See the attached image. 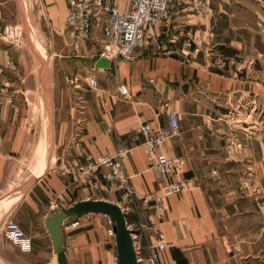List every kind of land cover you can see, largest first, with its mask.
<instances>
[{"label":"crops","instance_id":"crops-1","mask_svg":"<svg viewBox=\"0 0 264 264\" xmlns=\"http://www.w3.org/2000/svg\"><path fill=\"white\" fill-rule=\"evenodd\" d=\"M41 2L51 52L36 43L33 58L22 56V88L0 121V264H58L47 224L54 215L62 218L68 264H115L117 238L108 235L105 213L130 231L137 264L159 244L154 226L166 245L160 264H264V121L256 105L264 84L257 74L226 68L224 57L218 65L209 49L187 54L191 42L206 40L210 7L225 13L228 0H173L168 18L148 33L152 47L138 50L133 63L108 67L97 66L101 24L89 40L74 43L64 26L67 0ZM116 4L130 8L128 0ZM10 109L19 112L11 117ZM237 111L233 128L227 118ZM172 114L180 135L161 153L180 164L175 180L191 182L165 199V211L139 200L125 212L119 193L101 179L77 181L67 173L75 159L115 155L143 123L168 127ZM124 167L139 199L162 198L165 184L145 146L135 147ZM9 219L31 239L29 251L7 239Z\"/></svg>","mask_w":264,"mask_h":264},{"label":"built area","instance_id":"built-area-1","mask_svg":"<svg viewBox=\"0 0 264 264\" xmlns=\"http://www.w3.org/2000/svg\"><path fill=\"white\" fill-rule=\"evenodd\" d=\"M130 8L122 12L116 4V0H67L68 13L64 21L65 29L74 43L89 40L92 37L94 27L101 24L103 43L98 59L107 60L110 65L119 61L133 63L137 59V52L144 47L151 38L149 31L159 22L169 16L173 0H128ZM205 9L204 11H206ZM91 84H97L95 79ZM120 93H128L125 86L120 87ZM180 127L178 119L174 114L170 116V125L166 128L155 129L150 123H143L137 131L126 136L119 145L115 155H106L99 158L85 156L83 159H75L67 168L69 173L77 181H87L91 178L101 179L110 188L119 193L124 203L125 212H129L140 200L146 204H152L158 211H165V199L183 193L190 185L189 180H175L174 175L180 164L161 153L162 146L166 141L178 137ZM143 145L148 155L154 161L159 181L165 184L162 198L154 199L151 196L139 199L135 190L130 185V177L127 175L124 162L131 151ZM235 144H233L234 146ZM232 147L228 150L231 151ZM107 171L102 173L101 170ZM218 174V173H216ZM204 178L209 175L204 174ZM260 193V192H259ZM111 226L108 235L116 237L115 223L106 216ZM152 221V216H149ZM73 223L70 226H76ZM159 244L145 261L140 264H160L161 254L165 251L163 235L158 228ZM5 235L7 239L29 251L31 239L13 219L7 220L5 224ZM136 249V246L134 245ZM138 249V248H137ZM236 251L238 249L236 248ZM115 264H119V256L114 258Z\"/></svg>","mask_w":264,"mask_h":264},{"label":"rangeland","instance_id":"rangeland-1","mask_svg":"<svg viewBox=\"0 0 264 264\" xmlns=\"http://www.w3.org/2000/svg\"><path fill=\"white\" fill-rule=\"evenodd\" d=\"M196 2L203 11L207 9L205 2ZM226 5L225 13L217 7L214 10L210 7L212 27L206 40L198 44L191 42L187 54L200 55L209 49L216 55L214 60L218 65L225 63L226 68L231 67L244 77L257 74L258 80L264 84V0H228ZM45 12L41 0H0V121L6 118L5 103L15 107L18 91L22 88L25 63L22 56L33 58L37 52L36 43L43 45L46 53L51 52ZM148 46L152 47L151 44ZM256 105L259 109L257 116L259 118L262 113L264 121V98ZM248 110L251 111L250 105ZM17 112L9 110L11 117ZM232 114L227 121L234 128L239 121L238 111Z\"/></svg>","mask_w":264,"mask_h":264},{"label":"water","instance_id":"water-1","mask_svg":"<svg viewBox=\"0 0 264 264\" xmlns=\"http://www.w3.org/2000/svg\"><path fill=\"white\" fill-rule=\"evenodd\" d=\"M98 67H108L110 63L107 60L101 59L97 65ZM112 222L115 223V233L117 238V245L119 250V264H137L134 253L133 240L130 231L127 227H117L115 219L108 213H105ZM49 230L51 232L55 249L58 254V264H68L67 257L64 252L62 240V218L60 215L50 216L47 220Z\"/></svg>","mask_w":264,"mask_h":264}]
</instances>
